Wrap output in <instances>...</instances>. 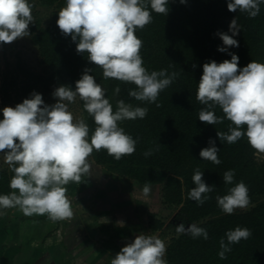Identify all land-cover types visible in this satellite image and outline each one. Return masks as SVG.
I'll list each match as a JSON object with an SVG mask.
<instances>
[{"label": "clouds", "instance_id": "obj_1", "mask_svg": "<svg viewBox=\"0 0 264 264\" xmlns=\"http://www.w3.org/2000/svg\"><path fill=\"white\" fill-rule=\"evenodd\" d=\"M169 0H66V5L58 12L57 25L61 33L71 36L76 42L77 53H87V59L103 70L104 79H115L131 83L136 90L129 96L137 101L156 103L161 91L171 85L178 73L167 70L149 72L144 67L140 55L143 41L136 30L152 23V12L168 15ZM185 4L186 0H180ZM264 0H228L230 12L247 13L255 18L260 13ZM33 4L29 0H0V43L10 44L28 37L29 25L33 23ZM149 7L151 11L149 10ZM240 26L234 18L229 24V32L217 33L224 47H239L233 37L238 35ZM231 60L221 63L211 61L203 64V74L198 84L196 99L205 105L199 112V120L209 125L231 122L228 132H217L220 141L234 144L242 137L257 155L264 154V63L252 60L247 66L239 67V57L229 53ZM195 68V65H193ZM91 69H85L76 81L75 90L60 86L53 92L57 98L54 105H45L42 95L36 92L15 107L3 108L0 120V152L4 162L14 173L9 182L12 190L0 195V216L8 209H18L25 216L46 215L53 223L71 220L74 217L72 202L66 195V185L80 184L82 177L90 175L92 165L89 157L93 151L106 150L109 156L120 160L132 155L137 140L125 133L119 123L125 120L143 119L146 107H134L123 100L116 102V110L106 90L96 82ZM120 88L114 89L119 94ZM79 97L85 111L94 119L95 129L89 139V126L83 118L76 119L68 104ZM65 101L67 103H65ZM157 107H160L156 103ZM219 106L224 117L215 115ZM246 126V131L243 127ZM219 148L209 140V147L201 149L203 160L219 165ZM151 150L144 153L147 157ZM235 171L228 170L223 175L225 184H232ZM195 187L188 198L203 205L209 199L213 186L203 180V172L194 171ZM152 189L150 184L142 188L147 198ZM249 189L243 181L229 188L228 194L217 196L221 210L228 215L237 209H247L251 203ZM178 234H188L193 239H208V232L197 224L187 228L181 223L176 227ZM252 235L248 228L236 227L226 232V241L221 239L218 256L227 259L230 245L247 240ZM166 245L155 235L139 234L133 242L122 247L111 259L110 264H168L164 258Z\"/></svg>", "mask_w": 264, "mask_h": 264}, {"label": "trees", "instance_id": "obj_2", "mask_svg": "<svg viewBox=\"0 0 264 264\" xmlns=\"http://www.w3.org/2000/svg\"><path fill=\"white\" fill-rule=\"evenodd\" d=\"M42 5H53L58 0H38ZM66 3V0L63 1ZM228 0H169L168 15L152 12V23L143 29H137L136 35L143 41L140 55L144 67L149 71L167 70L169 74L178 73L170 86L160 92L156 103L141 102L129 96L130 90H136L131 83L115 79H104L103 70L92 64L88 54L77 53L76 42L71 36L61 33L57 25L58 16L47 27L30 28V40L37 46L44 72L36 73L18 62V71L23 77L21 85L17 79L4 76L1 86L5 101L11 100L10 86L31 95L36 89H48L51 85L69 86L75 90L76 81L91 69L96 82L105 90L116 110V102L123 100L134 107H146L147 116L143 119L125 120L119 123L126 134L137 140L136 150L132 155L120 160L109 156L106 150L93 151L91 158L105 166L110 173L137 182L161 185L163 201L167 206H180L175 221L185 228L197 224L208 232V239H193L188 234H178L166 247L168 264H264V159L257 161L254 149L246 137L234 144L220 141L217 132H228L231 122L226 118L223 123L209 125L199 120V112L205 105L196 99L203 64L211 61L221 63L231 60L229 53L239 57V67L247 66L252 60L264 63V3L260 13L250 18L247 13L230 12ZM149 10L151 11L150 7ZM240 26L238 35L233 38L239 47L228 48L226 52L218 51L224 47L217 33L229 32L233 19ZM195 65V68H193ZM119 86V94L114 89ZM83 119L89 126V139L96 125L94 119L85 111L81 101ZM0 109V120L3 119ZM215 115L224 117L219 106ZM246 131V126L243 127ZM215 141L219 148V165L203 160L199 153L209 147V140ZM151 150L152 154L144 153ZM203 172V180L213 186V191L206 194L209 199L203 205L188 198L189 191L195 187L192 177L194 171ZM234 170L232 184H225L223 175ZM243 181L249 189V197L254 205L246 210L237 209L234 214H225L218 206L216 197L228 194L229 188ZM10 175L0 168V195L9 194ZM250 203V204H251ZM163 224L154 221L153 230ZM248 228L252 235L247 240L232 244L227 259L218 256L220 241H226V232L236 227Z\"/></svg>", "mask_w": 264, "mask_h": 264}, {"label": "rangeland", "instance_id": "obj_3", "mask_svg": "<svg viewBox=\"0 0 264 264\" xmlns=\"http://www.w3.org/2000/svg\"><path fill=\"white\" fill-rule=\"evenodd\" d=\"M63 1L64 0H58L53 5H42L38 0H29V3L34 5L32 8L33 23L29 25V33L31 26L47 27L51 25L52 21L58 16L59 10L66 5ZM30 37L31 34L28 37L18 39L10 44L0 43V109L6 106L15 107L17 104L22 103L24 99L31 98V95L25 94L20 89L15 90L13 86L9 88L11 100L5 101L2 96L1 86L6 74L16 78L19 85L23 82V77L18 71L17 64L19 61L24 67L36 73L44 72V66L41 63L38 48L31 42ZM56 88V86L51 85L48 89L38 88L34 92L42 95L45 105L51 106L57 102V98L52 95ZM65 103L67 102L65 101ZM68 107L69 111L73 113L76 119L83 118L81 100L79 97L76 98L74 103L68 104ZM1 153L2 152H0V168L7 170L9 165L4 162V157ZM256 158L257 161H261L264 159V154H256ZM90 164L92 165L90 173L93 174L94 184L98 190L96 191V195L94 191L89 192V209L86 208L84 210L85 215H83L82 218L97 219L96 224L100 229H97L96 232L100 233L99 230H102L103 228L101 226L104 225L102 224L104 222L100 223L98 220L103 221L104 219H110L112 229L109 233L107 232V234L109 235L112 232V236H115V229H113V226L117 224V226L120 227V223H114L113 219H119L117 222L120 221V219H134L137 222V225H135L138 228L137 231L145 235L158 236L164 241L166 247L174 237L178 236L176 232L178 224L175 221V216L180 206H167L164 203L162 196V187L164 184L158 186L152 185L150 195L145 198L142 195L143 186H140L137 182L110 173L105 166L96 163ZM253 205L254 203H251L247 209L251 208ZM79 210L81 211L80 208ZM138 219L141 220L139 223ZM154 221H160L163 225L153 230L150 228V224L154 223ZM122 223L124 226V222ZM129 225L130 220L129 223H127L128 227ZM107 230H110V224ZM129 231L131 234L128 236L130 241H127L128 239L121 241V243L114 241L112 244L118 245L117 248H122L133 242V238L137 235L136 228L130 229ZM132 233L134 234L132 235ZM164 258L166 259V257Z\"/></svg>", "mask_w": 264, "mask_h": 264}, {"label": "crops", "instance_id": "obj_4", "mask_svg": "<svg viewBox=\"0 0 264 264\" xmlns=\"http://www.w3.org/2000/svg\"><path fill=\"white\" fill-rule=\"evenodd\" d=\"M1 154L4 157V153ZM88 159L89 163L95 164L91 157ZM7 171L11 179L14 173L9 168ZM92 176V173L83 176L80 184L66 185V195L72 202L74 213L71 220L53 223L46 215L25 216L18 209L5 210L6 215L0 216V264H110L121 250L112 242L130 241L129 230L133 228H136L137 235L141 233L137 231L134 219H120L118 222L119 219H113L114 223H120V227L113 226L115 236H112V232L107 234L112 229L110 219L98 220L104 222L98 233L97 219L82 218L84 210L89 209V192L94 191L96 195L98 190ZM140 221L138 219V223Z\"/></svg>", "mask_w": 264, "mask_h": 264}]
</instances>
